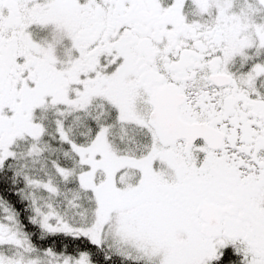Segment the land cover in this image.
Returning <instances> with one entry per match:
<instances>
[{"label": "snow or ice", "instance_id": "obj_1", "mask_svg": "<svg viewBox=\"0 0 264 264\" xmlns=\"http://www.w3.org/2000/svg\"><path fill=\"white\" fill-rule=\"evenodd\" d=\"M0 264H264V0H0Z\"/></svg>", "mask_w": 264, "mask_h": 264}]
</instances>
